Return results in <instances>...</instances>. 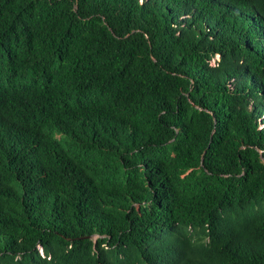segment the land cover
Returning <instances> with one entry per match:
<instances>
[{
	"label": "trees",
	"instance_id": "trees-1",
	"mask_svg": "<svg viewBox=\"0 0 264 264\" xmlns=\"http://www.w3.org/2000/svg\"><path fill=\"white\" fill-rule=\"evenodd\" d=\"M260 124L264 0H0V264H264Z\"/></svg>",
	"mask_w": 264,
	"mask_h": 264
},
{
	"label": "rangeland",
	"instance_id": "rangeland-1",
	"mask_svg": "<svg viewBox=\"0 0 264 264\" xmlns=\"http://www.w3.org/2000/svg\"><path fill=\"white\" fill-rule=\"evenodd\" d=\"M215 59H216V62H217V61H218V57L216 56V58H215ZM214 62H215V61L213 60V63H214Z\"/></svg>",
	"mask_w": 264,
	"mask_h": 264
},
{
	"label": "clouds",
	"instance_id": "clouds-1",
	"mask_svg": "<svg viewBox=\"0 0 264 264\" xmlns=\"http://www.w3.org/2000/svg\"><path fill=\"white\" fill-rule=\"evenodd\" d=\"M261 126H264V124H260Z\"/></svg>",
	"mask_w": 264,
	"mask_h": 264
}]
</instances>
